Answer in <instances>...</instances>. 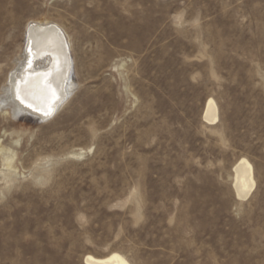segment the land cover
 <instances>
[{
  "label": "rangeland",
  "instance_id": "obj_1",
  "mask_svg": "<svg viewBox=\"0 0 264 264\" xmlns=\"http://www.w3.org/2000/svg\"><path fill=\"white\" fill-rule=\"evenodd\" d=\"M32 19L65 28L73 92L47 122L0 114V264H264V0H0V89Z\"/></svg>",
  "mask_w": 264,
  "mask_h": 264
},
{
  "label": "bare ground",
  "instance_id": "obj_2",
  "mask_svg": "<svg viewBox=\"0 0 264 264\" xmlns=\"http://www.w3.org/2000/svg\"><path fill=\"white\" fill-rule=\"evenodd\" d=\"M8 21L9 17L3 19L2 30ZM9 61L11 66L6 70L5 82L3 81L0 89V114L15 121L21 115H28L41 123L56 116L73 92L75 67L70 39L65 28L49 19L29 20L22 32L21 42L16 46ZM202 119L208 125L216 122L217 105L214 99H207ZM17 141L19 140L15 139L12 142L16 145ZM81 152L72 153V156H80ZM15 156L12 148L0 144V181L4 185L16 179V169L13 166ZM232 176L235 196L238 200H246L255 187L251 162L246 157H240L233 165ZM83 264L132 263L123 254L111 251L102 256L86 254Z\"/></svg>",
  "mask_w": 264,
  "mask_h": 264
}]
</instances>
